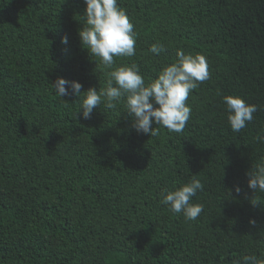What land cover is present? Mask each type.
I'll list each match as a JSON object with an SVG mask.
<instances>
[{"label":"trees","instance_id":"obj_1","mask_svg":"<svg viewBox=\"0 0 264 264\" xmlns=\"http://www.w3.org/2000/svg\"><path fill=\"white\" fill-rule=\"evenodd\" d=\"M118 6L136 45L114 67L137 65L147 85L182 50L203 55L210 78L190 92L181 133L138 134L123 101L112 109L102 102L84 119L79 97L61 99L51 85L62 77L82 91L107 86L112 69L80 44L83 0H0V264H236L260 256L264 204H251L246 173L264 156L255 139L264 134V0ZM153 44L164 51L151 53ZM224 95L258 109L240 133L229 127ZM193 175L204 184L192 200L203 211L189 221L160 194Z\"/></svg>","mask_w":264,"mask_h":264},{"label":"clouds","instance_id":"obj_2","mask_svg":"<svg viewBox=\"0 0 264 264\" xmlns=\"http://www.w3.org/2000/svg\"><path fill=\"white\" fill-rule=\"evenodd\" d=\"M83 2L86 5L81 16L84 24L78 31L81 47L87 49L89 55L98 57L105 68L112 70L108 72L107 86L100 91L95 87L82 91L80 82L57 77L51 83L55 94L61 99L73 94L78 96L80 106L76 113H80L84 119H89L102 102L106 108L112 109L123 101L125 112L131 117V127L138 134L156 136L161 127L169 132L181 133L191 116V107L186 104L190 92L198 87V82L210 78L206 58L177 50L176 62L163 67L158 76L146 85L137 65L114 67V57L134 56L136 45L134 25L118 6V0ZM61 42L66 45L68 37H62ZM149 51L158 56L164 49L159 44H153ZM81 93L85 95L81 97ZM222 101L229 127L234 133L244 130L258 111L256 105L247 103L237 95H224ZM255 139L264 143V134ZM246 175L247 186L253 192L251 204H264V156L252 163ZM203 189L204 184L193 175L187 183L172 190L165 189L160 194L161 203L170 212L182 214L186 220H196L203 206L192 200ZM235 191L239 193L240 188L236 187ZM250 223L255 225L256 222L252 220ZM236 264H264V253L260 256L245 255Z\"/></svg>","mask_w":264,"mask_h":264}]
</instances>
